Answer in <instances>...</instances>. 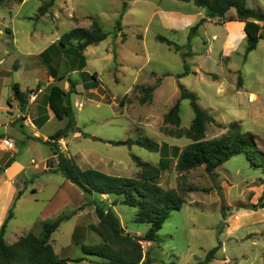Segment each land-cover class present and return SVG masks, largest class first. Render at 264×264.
<instances>
[{"label":"rangeland","instance_id":"374dc122","mask_svg":"<svg viewBox=\"0 0 264 264\" xmlns=\"http://www.w3.org/2000/svg\"><path fill=\"white\" fill-rule=\"evenodd\" d=\"M49 1L26 0L23 4L10 2L0 6V29L14 30L22 51L18 56L11 55L9 51L4 55L5 47L10 50L12 46L7 42V33L0 36V58H4L0 106L7 104V97L17 81L31 87L38 78L41 85L45 84L41 73L37 77L31 76L30 66L18 69L16 59L19 64H28L24 53L36 54L44 49L49 40L77 27L89 29L92 19L97 20L109 36L105 41L92 45L88 58L90 66L102 68L104 89H100V95L86 89L71 96L72 119L65 120L67 123L73 120L75 130H69L63 137L70 153L73 156L81 153L96 157L111 166L101 171L127 178L136 177L140 171L133 158L135 156L160 167L162 173L158 183L166 189L177 190L184 197L186 203L183 208L171 213L157 233V240L143 243L150 257V262L146 264H264V209L254 211L245 208L258 204L264 192L262 168L253 167L244 155H238L211 174L204 167L178 172L177 155L169 147L150 152L138 145L112 144L148 137L160 146L168 144L182 150L191 143L186 137H171L161 131L165 114L178 100L176 82L187 65L188 74L191 69L199 67L211 73H204L202 80L191 74L184 82L189 90L197 92L194 95L199 106L215 119V123L207 124L206 139L223 136L232 123L238 122L243 132L254 136L259 150L264 153V39L248 55L247 42L242 40L231 51L230 59L222 60L221 53H226L227 31L224 25H208L195 42L189 44L186 33H169L156 27L152 15L156 6L163 5L161 0H56L49 14L42 15L40 9ZM125 4L128 6L126 10ZM246 4L264 13V0H247ZM118 21L121 30L118 29ZM158 35L172 37L171 40L181 50L176 51L161 43ZM214 35L218 37L216 40L212 38ZM66 51L54 67L60 77L69 76L73 52H76L74 46H68ZM75 74L71 75L72 81L77 80L80 84L92 82L91 77L84 79ZM167 75L170 77L166 78L163 89L153 96L151 105L141 103L145 95L140 86L133 92L128 90L135 79L142 83L150 77L151 84L158 85ZM239 77L244 89L236 93V87L241 86ZM63 83L64 78L60 84ZM219 86L223 88L221 93L217 91ZM251 93L256 94L258 99L255 95L250 96ZM79 102L81 109L78 108ZM4 115L6 113L1 111L2 118ZM181 118V128L189 129L195 118L190 100L182 101ZM55 124L49 125V130H54ZM63 129L66 130V126ZM78 129L84 138L77 141L72 138ZM16 147L23 149L20 142L16 143ZM24 154L28 164L32 158L36 161L49 158L53 151L49 145L40 143ZM27 185L31 187L30 182ZM21 195L24 199L17 210L14 209V218L5 236L6 241L12 244L16 237L30 232L42 236L44 222H41L40 214L54 193L47 189L35 195L29 188ZM109 198L103 201L104 205L114 207L129 234H147L151 226L135 221L137 208L122 204V197L111 195ZM92 200L101 201V196L95 194ZM114 202H117L116 205H113ZM62 215L68 216V219L62 222L51 238L58 257L71 260L84 258L81 262L67 264H108L102 258L83 252V247L101 242V238L88 229V224L99 221L95 211L90 216L79 217L76 232L73 220L75 210L68 209ZM218 246L215 258L206 262L208 253Z\"/></svg>","mask_w":264,"mask_h":264},{"label":"trees","instance_id":"16d2710c","mask_svg":"<svg viewBox=\"0 0 264 264\" xmlns=\"http://www.w3.org/2000/svg\"><path fill=\"white\" fill-rule=\"evenodd\" d=\"M56 0H50L40 9L45 15L54 5ZM181 2H193L196 6L204 8L210 20L239 21L245 23L246 33V54H250L257 49L259 42L264 39V13L260 10L251 9L247 6V0H178ZM10 2L22 4L24 0H0V6H5ZM128 8L127 4L124 10ZM235 10V15H230V11ZM202 19L195 25L189 34L191 40L198 32L199 28L207 22ZM121 23L118 21V29ZM100 23L92 19L89 29L77 27L61 36L59 45L63 48L74 46L78 54H82L89 46L97 45L108 38ZM158 41L165 43L176 51L181 47L164 36H157ZM84 61V58H82ZM186 71L180 76L188 74ZM71 83L70 92H65L59 86H52L49 95V104L52 111L60 119H72L71 95L75 93V85ZM241 78L239 77V85ZM181 91L180 98L174 106L164 116V126L161 131L168 136L182 138L186 137L191 143L180 150L173 148L177 155L176 170L178 172H188L198 167H204L207 173H212L216 168L230 161L233 157L244 155L255 168H262L264 172V153L257 146L256 139L251 133L243 132L238 122L232 123L228 127L226 134L219 138L206 139L207 124L215 123V119L197 103V97L189 92L184 85L179 84ZM14 95L20 101L22 107L28 103L27 93L21 92L18 84L14 86ZM154 88H142L144 97L141 103L145 104L152 100ZM190 100L195 113V118L189 129H182L181 102ZM69 130H75L73 120L66 130H60L49 138L45 144L49 145L56 156V169L67 181L79 187L89 198L86 206H94L99 218V224L93 229L105 240L103 246H85V255L97 256L109 261V264H146L150 262L149 252H146L143 243H151L157 240V233L170 217L173 211H179L186 203L184 197L175 189L162 187L158 180L161 177L160 167L141 161L133 157L140 168L138 175L134 178L120 177L106 174L96 169H82L77 162L66 156L59 147L58 141L63 139ZM80 132V130H77ZM115 145H138L150 152H158L161 146L148 137H140L136 140L112 142ZM163 150V149H162ZM52 162H50L51 164ZM2 169H0V172ZM193 191V190H191ZM113 195L122 197L121 203L137 208L135 221L138 223L150 224V229L144 236H134L126 233L121 221L111 207H106L103 201L92 200V196ZM114 202L113 205H116ZM244 208V207H242ZM251 210L264 209V192L259 198L258 204H251L245 207ZM13 217V210L4 223L0 231V264H67L68 262H81L84 258L75 260L60 259L55 253L51 243L53 233H55L62 222L68 216L60 215L55 220L44 222L43 234L41 237L29 233L21 237L14 244H8L4 235L8 221ZM117 247L118 249L114 248ZM219 251V246L208 253L206 262L215 258Z\"/></svg>","mask_w":264,"mask_h":264},{"label":"crops","instance_id":"0c3cea01","mask_svg":"<svg viewBox=\"0 0 264 264\" xmlns=\"http://www.w3.org/2000/svg\"><path fill=\"white\" fill-rule=\"evenodd\" d=\"M25 1L26 0H24V2ZM161 2H164L163 5L156 6V9L154 10L152 15L153 21L155 19L156 27L169 33H186L189 44L194 43L195 40L201 35L203 29H207L208 25H224L227 31L224 44V49L226 50V53L224 51L221 53L220 56L222 60H229L231 51L236 48L237 44L242 40L246 41L244 22L226 21L218 19L210 20L208 19V14L206 10L204 8L196 6L193 2L187 3L179 1V3L182 4L171 2L170 0H161ZM231 11L229 14L235 15V10L233 12ZM48 14L49 13H47L45 16H47ZM202 19L208 20L199 28L197 34L191 40H189V34L191 29L195 25H197ZM91 25L92 23L90 24V26ZM4 33H7V35L9 36L7 42L12 46L10 50L8 47H5L4 55H7L9 51L11 52V55L16 54L18 56L19 52L22 51L18 45V40L16 38L14 30L7 28L5 31H3V29H0V36L5 35ZM60 38L61 37L58 36L55 39H52L51 41L49 40L48 44L45 45L44 49L36 54L32 52L24 53L27 58L26 60L29 62L28 64H26L27 62L25 64H19L18 59H16L15 62L17 63L18 69L30 66L31 68L29 72H31V76L34 75L35 77H37V75L41 73L44 77L45 84L41 85V80L38 78L35 79V82L31 87L23 85L22 83L17 81L16 83H14L11 92L7 97V104L5 106H0V169H2V171L0 172V231L10 214V210H13V217L7 223L4 238L7 234L12 219L14 218V209L16 208L17 210V206L24 199V195L22 196L21 193L25 189L31 188L35 195L41 194L47 189L53 191L54 196L51 199L47 200V203L40 214V220L42 223L46 221L55 220L60 215L64 214V212L68 209L75 210L76 217H74L73 220L75 221L74 232H76L78 228V226H76V221H78L79 217H82V215L90 216L91 213L95 211V207L90 206H86L84 209L80 210L83 205L88 203L89 198L83 193V191L79 187L67 181L60 172L55 171L56 156L54 155V153L49 158L45 157L39 161H36L34 158H32L30 160V163L28 164L26 163V160H24V153L27 149H30L31 147H36L37 144L46 142L51 136L56 134L58 131L64 130L63 128L65 126L67 128L70 123H67V120H65L67 117L62 119L58 118L50 108L49 95L52 86H59L61 89L68 93L72 88L70 83L72 82L75 85V93H78L80 90L88 89V91H90L91 93H98L99 95L101 94L100 89H104V84L101 78L102 68L90 66L88 54L89 52H92V46H89L82 54L73 52L74 55L72 58L73 61L71 71L68 72L69 76L60 77L59 73L56 72L54 67L59 63L60 57H64V53L67 52V48H63L59 45ZM169 38L171 40L172 37ZM212 38L213 40H216V38L218 37L217 35H214ZM82 58H84V61H82ZM76 61L77 63H75ZM3 62L4 58H0V85L3 84V75L1 70V65ZM75 73L80 75L82 78L84 77V79H88L89 77H91L92 82L90 84H80L76 82L77 80L72 81L71 75ZM204 73L211 74L199 67L196 69H191L187 76L179 78V80L176 82L178 87V91L176 88V94L179 95L178 99L180 98L181 94L178 84L181 83L182 85H184L185 88L192 94H197V92H192L191 90H189L188 87L184 84V82L191 74L200 77V80H202V75ZM169 77L170 76L168 75L165 76V79L161 81V83L158 85L151 84V80H149L151 79L150 77L147 81H143L142 83H139V81L135 79L128 90L133 92L137 86H140L141 91L142 88H154L152 100L150 102H147V104L151 105L154 102L153 96L155 97L156 94L163 89V85L166 81V78ZM63 78L64 83L63 85H61L60 83H62ZM15 84L19 85L21 92L27 93L26 99L28 103L24 106V108L22 107L20 101H18L14 95L13 88ZM243 89L244 85L241 83V86L236 87V93H241ZM32 91L36 92L33 101H31ZM217 91L221 93L223 91L222 86H219ZM251 95H255L257 97V95L254 93H251L250 96ZM1 111H4L6 113V116L4 115L5 117L3 116V118L1 117ZM54 123H57L55 124V129L49 130V125H52ZM76 128H78V126H76ZM82 138L84 137L81 132L76 131L73 133L72 139L78 141ZM4 139L11 140V142L13 143L12 148H7L3 145ZM17 142L22 143L23 149L16 147ZM164 147H169L168 149H172V151L174 147L179 148L178 146H170L168 144H163L161 146V150ZM60 150L66 156L73 158L82 169H100V171H104L103 168L111 167L106 164H103L100 159L98 160L96 159V157H92L87 154L79 153L78 155H74V157L70 153L69 145H67L66 142L65 147L60 146ZM50 162L52 163L50 164ZM97 164L99 166H97ZM29 182L31 183V187H28L27 185ZM109 199V195H101V201H107ZM35 201L38 202L39 200L35 199ZM113 211L119 217V214L114 209V207ZM98 224L99 221L97 222V224L96 222L90 223L88 224V229L90 232L97 234L101 238V242L95 246H103L106 243L105 240L93 229V227L97 226ZM124 230L126 233H129L126 228H124ZM21 237H16L14 243L17 242ZM114 248L118 249L115 246ZM104 260L109 264L108 260Z\"/></svg>","mask_w":264,"mask_h":264},{"label":"built area","instance_id":"2783aa9c","mask_svg":"<svg viewBox=\"0 0 264 264\" xmlns=\"http://www.w3.org/2000/svg\"><path fill=\"white\" fill-rule=\"evenodd\" d=\"M35 95H36V92H35V91H32V92H31V101H33ZM76 104H77V103H76ZM78 108H79V109L82 108V104H81L80 102H79V104H78ZM58 144H59V147H60V146H61V147H65V142H64L63 139L59 140V141H58ZM3 145H4L5 147H7V148H12L13 143H12L11 140H9V139H4V140H3Z\"/></svg>","mask_w":264,"mask_h":264}]
</instances>
